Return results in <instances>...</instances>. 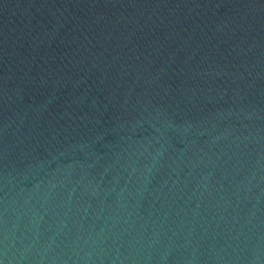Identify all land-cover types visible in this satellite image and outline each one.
<instances>
[{"label": "water", "instance_id": "95a60500", "mask_svg": "<svg viewBox=\"0 0 264 264\" xmlns=\"http://www.w3.org/2000/svg\"><path fill=\"white\" fill-rule=\"evenodd\" d=\"M0 264H264V0H0Z\"/></svg>", "mask_w": 264, "mask_h": 264}]
</instances>
